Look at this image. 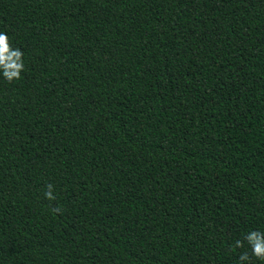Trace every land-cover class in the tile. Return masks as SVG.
<instances>
[{"label":"trees","instance_id":"trees-1","mask_svg":"<svg viewBox=\"0 0 264 264\" xmlns=\"http://www.w3.org/2000/svg\"><path fill=\"white\" fill-rule=\"evenodd\" d=\"M0 32L25 64L0 76V264H239L264 0H0Z\"/></svg>","mask_w":264,"mask_h":264},{"label":"clouds","instance_id":"clouds-1","mask_svg":"<svg viewBox=\"0 0 264 264\" xmlns=\"http://www.w3.org/2000/svg\"><path fill=\"white\" fill-rule=\"evenodd\" d=\"M25 70L23 52L19 48H13L9 43L8 36L0 32V76L11 83L21 78V73ZM44 197L51 201L55 199L53 195L54 186L47 184L45 186ZM54 213H60L61 208H53ZM238 258L239 264H251V261L257 260L264 262V231L253 230L248 232L243 240H236L232 247L236 249L245 248Z\"/></svg>","mask_w":264,"mask_h":264}]
</instances>
